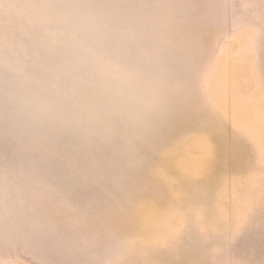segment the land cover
Instances as JSON below:
<instances>
[{
    "label": "rangeland",
    "instance_id": "374dc122",
    "mask_svg": "<svg viewBox=\"0 0 264 264\" xmlns=\"http://www.w3.org/2000/svg\"><path fill=\"white\" fill-rule=\"evenodd\" d=\"M171 3L137 133L0 120V264H264V0ZM23 55L0 14V77Z\"/></svg>",
    "mask_w": 264,
    "mask_h": 264
},
{
    "label": "clouds",
    "instance_id": "9594fccd",
    "mask_svg": "<svg viewBox=\"0 0 264 264\" xmlns=\"http://www.w3.org/2000/svg\"><path fill=\"white\" fill-rule=\"evenodd\" d=\"M24 53L0 77V120L86 140L134 135L165 100L171 0H0Z\"/></svg>",
    "mask_w": 264,
    "mask_h": 264
}]
</instances>
